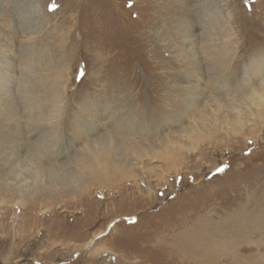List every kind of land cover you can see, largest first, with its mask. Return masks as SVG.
Here are the masks:
<instances>
[{"label": "rangeland", "instance_id": "rangeland-1", "mask_svg": "<svg viewBox=\"0 0 264 264\" xmlns=\"http://www.w3.org/2000/svg\"><path fill=\"white\" fill-rule=\"evenodd\" d=\"M0 67V264L264 255V0H0Z\"/></svg>", "mask_w": 264, "mask_h": 264}, {"label": "bare ground", "instance_id": "bare-ground-1", "mask_svg": "<svg viewBox=\"0 0 264 264\" xmlns=\"http://www.w3.org/2000/svg\"><path fill=\"white\" fill-rule=\"evenodd\" d=\"M1 64H3V63H1ZM2 66V65H1ZM2 69V67H0V70ZM1 74L2 73H0V77H1ZM257 74L259 75V74H261L260 72L258 73L257 72ZM2 79V78H1ZM4 82V81H3ZM7 88V85L6 84H4V83H2V82H0V90L1 91H4V90H7L6 89ZM260 90H262V91H264V80L261 82V85L258 87V88H255V89H253V93H255V94H257L258 93V91H260ZM259 94V93H258ZM261 96V95H260ZM255 213H256V211H255ZM243 214V213H242ZM251 218V217H250ZM252 219V218H251ZM229 220V219H228ZM230 221H231V219H230ZM227 224V223H226ZM231 224V223H230ZM239 224V223H238ZM250 224V223H249ZM257 224V223H256ZM236 225V224H235ZM260 225V224H259ZM244 226V225H243ZM216 227V226H215ZM229 228V227H228ZM239 228V227H238ZM244 228H245V226H244ZM256 228V227H255ZM258 228V227H257ZM212 229V228H211ZM210 229V230H211ZM243 230V229H242ZM250 230V229H249ZM201 231H203V230H201ZM223 231V230H222ZM231 231V230H230ZM228 232V231H227ZM264 232V231H263ZM200 234V233H199ZM215 234V233H214ZM227 234V233H226ZM241 234V233H240ZM208 235V234H207ZM213 235V234H212ZM234 235V234H233ZM264 235V234H263ZM97 236V235H96ZM204 236V235H203ZM202 236V237H203ZM216 236V235H215ZM214 235H213V237H215ZM254 236V235H253ZM102 237V236H101ZM100 237V238H101ZM217 237V236H216ZM220 237V236H219ZM224 237H226V236H224ZM227 237H229L228 235H227ZM249 237V236H248ZM94 238V237H93ZM90 239V241H89V243L86 245V247H85V249H87V248H89L90 247V245L92 244V242L94 241V239ZM250 238V237H249ZM252 238V237H251ZM192 239V238H191ZM201 239V238H200ZM200 239H198V238H196L195 240H194V242H193V244L195 245V247L196 248H198V246H199V242H200ZM221 239H223V238H221ZM208 240H210V239H208ZM207 240V241H208ZM230 240V239H229ZM237 240V239H236ZM250 240V239H249ZM202 241V240H201ZM226 241V240H225ZM233 241H235V240H233ZM233 241H230V242H233ZM247 241H248V239H247ZM257 241H258V239H257ZM191 242H192V240H191ZM202 242H204V241H202ZM202 242H200V244H202ZM237 242V241H236ZM245 242V241H244ZM255 242V241H254ZM251 243V242H250ZM260 243V242H259ZM210 245H208L207 244V247L205 246V248H204V250H203V252H202V254L203 255H201V256H203V258L204 257H206V258H209V259H211V260H214V262L216 261L217 262V259L220 257L218 254H219V251H217L218 250V247H219V243H218V241H217V238H215L214 240H212V243L210 242L209 243ZM224 244V243H223ZM222 244V245H223ZM227 244V243H226ZM232 245H233V243H231ZM237 245H238V243H236ZM241 244V243H240ZM245 244V243H244ZM248 244H249V242H248ZM257 244V243H256ZM264 244V243H263ZM231 245V246H232ZM202 246V245H201ZM200 246V247H201ZM247 246V245H246ZM249 246V245H248ZM258 246V245H257ZM204 246H202V248H203ZM236 247V246H235ZM252 247V246H251ZM226 248V247H225ZM237 248V247H236ZM191 249V248H190ZM224 249V248H223ZM233 249V248H232ZM241 249V248H240ZM251 249V248H250ZM228 250V249H227ZM227 250H225V253H224V255H227V258H228V256L230 257V261L232 262L231 264H264V255H259V254H257V256L256 255H253V256H251V254H249L248 252V254H249V256L247 255V257H240V256H238L237 254H235L234 252H233V250H231V251H227ZM194 251V254H195V250H193ZM196 251H198V249L196 250ZM237 251H239V250H237ZM245 251V250H244ZM257 251V250H256ZM190 252H191V250H190ZM199 252V251H198ZM258 252V251H257ZM261 252V251H260ZM259 253V252H258ZM261 253H263V252H261ZM260 253V254H261ZM193 254V253H192ZM196 254H197V252H196ZM264 254V253H263ZM246 255V254H245ZM224 257V256H223ZM208 262V261H207ZM223 263V262H222ZM225 263V262H224ZM223 263V264H224ZM204 264V263H203ZM219 264V263H218ZM226 264V263H225Z\"/></svg>", "mask_w": 264, "mask_h": 264}, {"label": "snow or ice", "instance_id": "snow-or-ice-1", "mask_svg": "<svg viewBox=\"0 0 264 264\" xmlns=\"http://www.w3.org/2000/svg\"><path fill=\"white\" fill-rule=\"evenodd\" d=\"M220 169H218V171H219Z\"/></svg>", "mask_w": 264, "mask_h": 264}]
</instances>
